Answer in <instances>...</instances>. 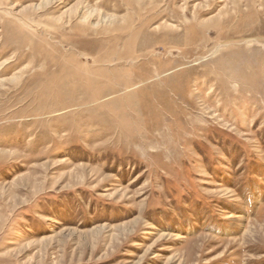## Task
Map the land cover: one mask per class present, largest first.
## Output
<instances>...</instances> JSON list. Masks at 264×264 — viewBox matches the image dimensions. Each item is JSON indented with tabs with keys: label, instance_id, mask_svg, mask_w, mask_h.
<instances>
[{
	"label": "rangeland",
	"instance_id": "1",
	"mask_svg": "<svg viewBox=\"0 0 264 264\" xmlns=\"http://www.w3.org/2000/svg\"><path fill=\"white\" fill-rule=\"evenodd\" d=\"M0 264H264V0H0Z\"/></svg>",
	"mask_w": 264,
	"mask_h": 264
}]
</instances>
